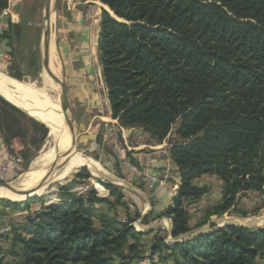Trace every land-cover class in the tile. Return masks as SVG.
Masks as SVG:
<instances>
[{
	"label": "trees",
	"instance_id": "trees-1",
	"mask_svg": "<svg viewBox=\"0 0 264 264\" xmlns=\"http://www.w3.org/2000/svg\"><path fill=\"white\" fill-rule=\"evenodd\" d=\"M100 2L114 15L101 12L97 45L112 117L124 128H141L157 143L177 125L169 147L179 175L176 195L162 213L141 218L135 212L136 217L141 224L151 216L169 218L174 239L190 232L185 205L207 194L206 186L193 183L203 175L220 180L222 194L196 227L210 216L237 212L239 196L264 189V0ZM7 7L8 0H0V13ZM19 26L8 20L0 31L12 56ZM31 64L35 69L34 60ZM24 119L47 130L0 98V139L6 148L16 137L7 132L14 126L20 130ZM76 178L90 174L81 169ZM100 184L108 198L94 190L84 198L65 188L59 204L27 220L25 236L13 230L16 260L0 264H137L140 248L149 243V264L264 259V226L228 225L166 243L164 230L135 231L127 212L125 222L117 213L109 216L116 205L126 210L128 201L118 186Z\"/></svg>",
	"mask_w": 264,
	"mask_h": 264
},
{
	"label": "rangeland",
	"instance_id": "rangeland-1",
	"mask_svg": "<svg viewBox=\"0 0 264 264\" xmlns=\"http://www.w3.org/2000/svg\"><path fill=\"white\" fill-rule=\"evenodd\" d=\"M45 3L46 0H26V2L23 3L24 6L21 10L19 18L11 20L12 23H14L15 25H20L18 28L19 36H16L14 39L15 41H17L14 45V48L16 50V56L11 55L9 61L0 62L1 74L20 82H23L24 80H29L30 83L32 85H36L37 88H43V85L47 86L43 77L50 84L51 87L56 82V80H54L51 76L53 75L54 77H56L55 66H50L51 75H49L46 71H42L40 67V57L42 55V51L40 50V44L42 40V29L44 24L43 14ZM56 13L57 9L55 4L54 11H52L51 14V39L53 41V44L55 45L56 52L58 54L59 64L61 68V77L64 79V82H67L64 67L62 66L61 58L59 56L57 48L58 34L55 35V30L57 28L55 19ZM33 60L36 63L35 69H33L31 66ZM19 64L22 66L21 70L19 69ZM14 77H17L19 79H16ZM52 96L54 97L53 94ZM0 98H2L4 101L8 102L12 106L23 111L21 108L13 104L8 98H4L1 95ZM100 106L101 107L98 110V113L100 116H103L106 113L104 111L105 107H103V105ZM108 107L110 110L109 101ZM68 110L70 115L72 116L73 131L76 138L75 147L78 153H81L84 156L89 157L90 159L95 161L106 172V175H108L111 180L109 178L102 177L101 175H99V173H91L89 170H87L88 168L85 166L71 167L67 168L64 172L57 173L44 180L43 183L45 184V186H43L42 188L46 192L44 195L36 194L38 192L37 190L33 195H30L27 200L22 199L19 201H14L5 198L0 199V261L4 263H11L16 260L15 256L11 254V252H18V247L13 245V230H16L18 234L25 236L24 232L22 231V228L27 224V220L29 218H32L35 215V212L41 211L45 206H49L51 204H59L65 188H69V191L84 198L89 197L92 190L96 192V195L98 197L108 198L109 196L107 190L100 184V182H103L118 186L119 188H121L124 194H128L129 185L126 184V182L128 183V181L125 178L126 174L121 168L122 164L120 163L121 161L127 163L129 156L124 152V149L122 148L123 146L121 144V139L124 138L125 140H127V149L129 151L131 149H135L134 146L137 144L144 145L146 146L145 148H147V146L151 145V140H153L147 133L143 132L141 128H124L123 125L118 122L117 118L112 117L110 110V117H108V121H95L94 126H97V139L94 144H90L91 142H89V140L81 139V137H83V133L81 129H79V126H87L89 113L86 111H82L80 113L78 111L76 112V114H73V112L76 110V103L72 96H68ZM23 112L29 117V115L25 111ZM35 120L47 126L49 130L41 129L38 126H33L30 121L24 119L20 120V130L17 127L15 128L14 126L11 132H7L8 138L14 134L16 136L15 139L11 142L10 149L6 148L4 139H0V145L2 147V153L0 155V169L2 168V166H6V164L9 163L7 170L4 173L0 172V180L5 183L18 180L19 182L17 181V183L15 182L14 184L17 185L22 182L21 184L26 185L27 187L28 185L26 184L24 174L29 170L31 163L39 155V153L52 145L51 143L53 139L50 135V127L37 119ZM176 126L177 125H174L168 136L162 142H155L156 144H161L160 158L164 160V163L162 164L163 167H161V169L155 173H150L147 170L149 173V175H147L148 177H143L140 174L142 170L138 171L139 179L137 184H139L138 186L141 187L140 189L145 192L147 200L151 204H153L154 201L155 186L157 185L164 186L165 188H172L174 186L173 178H176L178 175V170L172 163V160L169 156V147L171 143H173L175 140L174 130ZM128 164L132 165L131 162H129ZM81 169H85L89 174H92H90L89 179L76 178L77 174ZM152 175L156 177V182L152 181ZM19 177L22 178V180L19 179ZM52 178L53 180H51ZM209 178L211 179L212 177ZM198 179L202 180V176ZM196 180H194V184L198 186H206L208 188L206 196L210 195L211 190L214 189L220 194V197L219 200L216 203H213L212 205L210 203H212L213 201L210 198H208L210 202L207 203L201 200V198L205 195L198 199L196 202L185 205V209L187 210L190 216V226L192 228L190 232H188V234H194L198 232V230L208 232L211 231L213 228L217 227V225H222L224 223L244 225L246 227L264 226L263 189L262 193L248 191L245 194L239 196L238 205L236 206L237 212H226L219 217L210 216L207 223L196 227V225H198L199 222L205 216L206 210L219 203L222 194L221 181L217 178L213 179L212 181H207L208 183L205 182L201 185L197 184ZM117 181H119L120 183H117ZM217 181H220V187H218ZM98 185L102 187V191H97L95 189V186ZM175 188L177 192L178 184H175ZM110 199L112 200L111 197ZM126 200L128 201V208L126 210L123 207L116 205V207H112V209L108 210L109 216L112 217L113 214L117 213L120 220L122 222H125V214L127 212V218L129 217L130 219H133L131 226L134 228L135 231H137L135 228L138 227L135 226V224L140 221L141 218L136 217L135 212H139L141 215L142 210H140L139 205L136 206L137 203L135 204L133 201L127 198ZM104 208L107 207L105 206ZM195 229H197V231ZM170 237L168 235L166 236V243H171V241L177 240ZM129 242L132 241L129 240ZM149 247L145 246L140 248V254L143 256V258L140 261H135V263L149 264V261L147 259L150 256ZM255 263L264 264V259H257Z\"/></svg>",
	"mask_w": 264,
	"mask_h": 264
},
{
	"label": "crops",
	"instance_id": "crops-1",
	"mask_svg": "<svg viewBox=\"0 0 264 264\" xmlns=\"http://www.w3.org/2000/svg\"><path fill=\"white\" fill-rule=\"evenodd\" d=\"M25 2L26 0H8V7L3 11L5 13L4 19L6 21L18 19ZM55 4L57 9L55 35L58 34L57 48L67 80L65 82L67 96H72L76 103V110L73 114L78 111L80 113L82 111L89 113L87 126H79V129L83 133L81 139L89 140L90 144H94L97 139L95 121H108V117H110L107 92L103 84L98 60L97 45L101 12L104 10L110 14L111 11L100 0H56ZM0 47L5 48V42L1 39ZM100 105L105 107L104 111L106 113L103 116L98 113ZM121 144L124 152L129 156V162L132 163V165H129L128 160L127 163L123 161L120 163L126 174L125 178L129 183L126 182L129 185L128 194L124 195L135 204L137 203L136 206H140V210H142L141 218L152 211L158 214L162 213L171 203V198L176 195L175 184L179 183L178 175L176 174L177 177L173 178L174 186L172 188L155 186L153 204L147 200L145 192L137 184L139 179L138 171L147 169L150 173H155L163 167L164 160L160 158L161 144H156L155 141L151 140V145L147 146V148L144 145L137 144L134 146L135 149L130 151L127 149V140L122 138ZM1 148L0 145V155L2 153ZM209 177L212 178L210 179ZM213 179L216 178L208 175L202 176V180L198 179L196 183L201 185ZM217 182L218 187H220V181ZM210 195H205L201 200L207 203L210 202L208 199L210 198L213 201L210 203L211 205L219 200L220 194L214 189L211 190ZM148 220L150 221H148L147 225H143L138 221L135 226L140 230L138 228L135 229L138 231L143 230L141 233L152 232L150 235L162 229L170 237L171 221L169 218L160 217L153 219V216H151ZM195 230L197 231V229ZM188 235L193 236L191 233ZM149 245L150 243L147 246L149 247Z\"/></svg>",
	"mask_w": 264,
	"mask_h": 264
},
{
	"label": "bare ground",
	"instance_id": "bare-ground-1",
	"mask_svg": "<svg viewBox=\"0 0 264 264\" xmlns=\"http://www.w3.org/2000/svg\"><path fill=\"white\" fill-rule=\"evenodd\" d=\"M50 19V23L52 25V15ZM49 48L50 66L56 67V79L61 78V68L58 54L51 39V35ZM43 79L47 86H49V89L41 87L37 88L36 85L32 84H24L0 73V95L4 98H8L13 104L21 108L29 116L47 124L50 127V135L53 139L51 143L52 145L39 153V155L31 163L29 170L24 174V178L26 179V184L28 186L26 187V185H22V182L17 185L14 184L15 182L17 183L18 180L12 183V190H8L4 186H0V199L5 198L14 201L22 199L25 200L27 196L33 195L37 190L38 192L36 194L44 195L46 192L42 188L45 186L43 182L46 179L45 174L47 170L53 166H58L68 162L69 163L66 165L64 170L60 172H64L67 168L71 167L85 166L91 173H99L102 177L110 179V177L106 175V172L89 157H86L78 152L73 158H71V152L66 154L68 152V148L70 147V139L66 133V129L62 127V113L58 102L60 92L59 84L58 82H55L51 87L44 77ZM64 112L67 120L71 122L68 103ZM47 129L49 130L48 127ZM20 177L19 179L22 180ZM51 180H53V178ZM117 183L120 182L117 181Z\"/></svg>",
	"mask_w": 264,
	"mask_h": 264
},
{
	"label": "water",
	"instance_id": "water-1",
	"mask_svg": "<svg viewBox=\"0 0 264 264\" xmlns=\"http://www.w3.org/2000/svg\"><path fill=\"white\" fill-rule=\"evenodd\" d=\"M55 1L56 0H46L45 8H44V14H43L44 24H43V29H42V40H41V44H40V49L42 50V53H41L42 55L40 57V67H41L42 71H46L49 75H51V71H50V48H49L50 47V35H51V23H50L51 19H50V17H51L52 11H54ZM110 14L114 17L112 12H110ZM51 76L59 84V88H60V92H59V106L61 108V113H62V127L64 129H66V133L68 134V137L70 139V147L68 148V152L66 154H69L71 152L72 153V157L71 158H73L77 154L78 151H77V149L75 147L76 146V140H75L76 138H75L74 131H73L72 116L70 115V121L71 122H69L67 120L65 112H64L65 111V107H66V105L68 103L66 85H65L64 79L62 77L58 78V79H55L56 77H54L53 75H51ZM22 83L31 84L29 80H24ZM43 86H44L43 88H48L46 85H43ZM68 163L61 164V165H58V166H53V167L49 168L47 170L46 174H45L46 178H49L50 176H52V175H54V174H56V173H58L60 171H63ZM15 181H12V182H9V183H5V182L2 181V182H0V186H4L8 190H12V188H13V184L12 183L15 182ZM29 197L30 196H27L25 198V200H27ZM228 225L246 227L244 225H238V224L230 223V224H224V225H217V227L213 228L212 230H215L217 228H221V227H224V226H228ZM138 232H143V230L138 231ZM203 232L204 231H198L195 234H193V236H189L188 233H186L184 235L179 236L178 238H175L177 240H174V241H171V242H184V241H187V240L193 238L194 236H196V235H198L200 233H203Z\"/></svg>",
	"mask_w": 264,
	"mask_h": 264
},
{
	"label": "built area",
	"instance_id": "built-area-1",
	"mask_svg": "<svg viewBox=\"0 0 264 264\" xmlns=\"http://www.w3.org/2000/svg\"><path fill=\"white\" fill-rule=\"evenodd\" d=\"M4 16H5V13L2 11L0 13V31H2V30L7 28V21L4 19ZM10 57H11L10 50L0 47V62L9 61ZM8 165H9V163L6 164V166H2V168L0 169V172L4 173L7 170ZM140 174L143 177H148L147 175H149L147 169H142ZM155 178L156 177L152 175V177H151L152 181H155Z\"/></svg>",
	"mask_w": 264,
	"mask_h": 264
}]
</instances>
